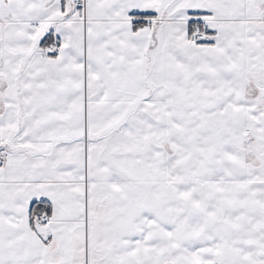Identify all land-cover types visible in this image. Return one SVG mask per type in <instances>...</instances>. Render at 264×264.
<instances>
[{
    "label": "snow or ice",
    "instance_id": "snow-or-ice-1",
    "mask_svg": "<svg viewBox=\"0 0 264 264\" xmlns=\"http://www.w3.org/2000/svg\"><path fill=\"white\" fill-rule=\"evenodd\" d=\"M0 264H264V0H0Z\"/></svg>",
    "mask_w": 264,
    "mask_h": 264
}]
</instances>
